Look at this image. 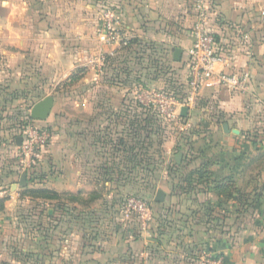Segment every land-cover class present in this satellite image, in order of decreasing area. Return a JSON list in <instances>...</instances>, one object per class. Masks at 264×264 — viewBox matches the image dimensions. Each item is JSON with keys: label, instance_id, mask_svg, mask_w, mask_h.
<instances>
[{"label": "crops", "instance_id": "0c3cea01", "mask_svg": "<svg viewBox=\"0 0 264 264\" xmlns=\"http://www.w3.org/2000/svg\"><path fill=\"white\" fill-rule=\"evenodd\" d=\"M199 3L225 57L215 70H248L251 91L240 95L204 81L196 101L184 106L194 131L188 143L175 132L155 151L153 121L127 117L136 105L127 97L137 83L158 86L163 77L152 68L160 60L171 63V81L184 90ZM105 6L116 10L126 46L105 41L98 15ZM78 68L82 102L72 106L82 113L36 120L52 139L21 185L15 152L24 106L16 99L38 90L45 95L38 101L50 96L54 104L57 84ZM123 68L135 85L121 82ZM28 189H38V197ZM138 193L153 212L143 234L120 217L125 197ZM32 222L38 246L21 253L38 252V264H200L202 250L220 253L226 264H264V0H0L4 249L30 238Z\"/></svg>", "mask_w": 264, "mask_h": 264}, {"label": "built area", "instance_id": "2783aa9c", "mask_svg": "<svg viewBox=\"0 0 264 264\" xmlns=\"http://www.w3.org/2000/svg\"><path fill=\"white\" fill-rule=\"evenodd\" d=\"M197 7L200 9V14L191 31L192 43L187 49L185 61L186 83L181 94L177 96L164 90H155L141 85L134 88L135 102L138 106L152 110L158 117L174 123L178 133H184L189 129L185 118L180 115V107L188 106L196 101L204 81L214 79L217 84L240 95L249 94L252 87V77L246 69L231 72L215 70L218 64L225 62V57L220 51L216 36L203 25L202 5L199 3ZM98 15L105 41L126 46L129 38L120 32V19L116 10L105 6L100 8ZM19 136L20 143L15 152V158L19 169L25 172L26 176L31 177L39 168L51 142L52 131L47 125H40L32 119L21 124ZM120 217L124 225L133 223L140 233H146L152 219L149 201L139 194L126 196L121 205ZM199 262L200 264H226L220 253L211 250H202Z\"/></svg>", "mask_w": 264, "mask_h": 264}, {"label": "rangeland", "instance_id": "374dc122", "mask_svg": "<svg viewBox=\"0 0 264 264\" xmlns=\"http://www.w3.org/2000/svg\"><path fill=\"white\" fill-rule=\"evenodd\" d=\"M171 66V63L166 62H157V65L152 68L153 74L159 77L160 75L163 77L158 78V86H154L155 90L162 89L167 92L176 94L179 96L181 94L182 90H179L180 88H177V86L172 83L171 81V71H169L168 66ZM173 65V64H172ZM169 66V67H170ZM157 68V69H156ZM164 69L165 72L161 71V74H158V70ZM72 74V75H71ZM69 74L64 80L60 81L57 84V93H54V104L52 107V111L50 112V116H54V118L58 117H65L66 113H82L78 112L79 110H73V102L79 101L82 102V76L84 74V70L82 68H78L73 71V73ZM167 76L168 78H165ZM130 70L128 68H123L122 74H121V82L124 84V86L129 87L132 83L135 85V81L131 79ZM27 85H32L33 81L30 79H26ZM145 81V80H144ZM38 84V79H37ZM141 86H146L145 82L137 83ZM74 91L76 94H74ZM41 96H45L44 94H38L37 91L30 92L28 91L27 94H21L18 95V98L16 99L17 102H20L21 106H24L22 110H19V114L22 117L19 121L28 122L29 117V111L30 108L35 104V102L38 101V98ZM76 96V97H75ZM127 101L133 102L135 107L131 114L127 117H132L134 119H151L154 123L153 127V133H154V142H155V151L159 150V148L164 147V143L166 140L171 136L174 135V133L178 132L176 130V126L174 123L165 121L164 119L158 117L156 114L153 113V111H149L148 109L140 108L138 104L135 102V95L129 94L127 97ZM132 103V104H133ZM137 106V107H136ZM10 116L14 118L13 113H17V111L10 110L9 112ZM18 114V115H19ZM108 114H111L109 110H106L105 115L109 116ZM125 116V117H126ZM49 117V116H48ZM12 120V119H11ZM25 120V121H24ZM139 194V193H138ZM21 211L24 213L27 211V215H36L33 212V208L28 209H21ZM35 220V219H33ZM34 223V222H32ZM18 229V227L16 226ZM13 229V228H12ZM29 230L31 232L30 238L23 239V238H16L15 240H11L12 243L9 245L6 243L5 249L3 247V241H0V264H38V252L37 254H34V252H31L29 254H23L21 253V248H27V249H34L36 246H38V225H33L29 227ZM26 240V241H25ZM7 242V241H6ZM8 246H11L12 250L8 249ZM20 247V249H18ZM17 252H14L16 251ZM34 251V250H33ZM11 252V253H10Z\"/></svg>", "mask_w": 264, "mask_h": 264}, {"label": "water", "instance_id": "95a60500", "mask_svg": "<svg viewBox=\"0 0 264 264\" xmlns=\"http://www.w3.org/2000/svg\"><path fill=\"white\" fill-rule=\"evenodd\" d=\"M178 54H179V50L176 49L175 53H174V57H175L176 60L178 59V57H177ZM52 104H53V100H52V97H50V96L44 97L40 101H37L30 108V111H29L30 118L34 119V120H41V121L46 120V118H47V116L50 113V110L52 108ZM185 111H186V108L185 107H181L180 115L184 116L185 115ZM18 143H20V138L18 139ZM179 157H180V154H178L176 156L177 159ZM25 177H26V173L23 172L21 177H20V184L21 185L24 184ZM163 196H164V193L161 190H157L155 200L156 201H162L163 200Z\"/></svg>", "mask_w": 264, "mask_h": 264}, {"label": "trees", "instance_id": "16d2710c", "mask_svg": "<svg viewBox=\"0 0 264 264\" xmlns=\"http://www.w3.org/2000/svg\"><path fill=\"white\" fill-rule=\"evenodd\" d=\"M73 73V72H72ZM72 75V74H71ZM149 110V109H148ZM149 111H152V110H149ZM154 114H156L154 111H153ZM157 115V114H156ZM158 116V115H157ZM193 130L192 129H188L186 132L184 133H178L182 139L188 143V141L190 140L191 136L193 135ZM25 194L28 195V196H31V197H38V189H28L25 191ZM152 209V208H151ZM152 218H153V212H152ZM152 221V219H151ZM151 223V222H150ZM34 224L33 223H30L29 226H28V230H29V227L33 226ZM150 226V224H149ZM149 226H148V229H149ZM30 232V230H29ZM31 233V232H30Z\"/></svg>", "mask_w": 264, "mask_h": 264}]
</instances>
